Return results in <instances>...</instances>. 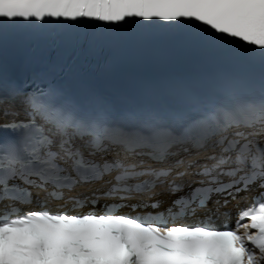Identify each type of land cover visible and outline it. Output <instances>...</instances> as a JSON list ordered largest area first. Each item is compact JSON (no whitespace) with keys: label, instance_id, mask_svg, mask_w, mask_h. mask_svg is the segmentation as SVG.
Wrapping results in <instances>:
<instances>
[{"label":"snow or ice","instance_id":"obj_1","mask_svg":"<svg viewBox=\"0 0 264 264\" xmlns=\"http://www.w3.org/2000/svg\"><path fill=\"white\" fill-rule=\"evenodd\" d=\"M46 18L189 20L264 56V0H0V19ZM13 97L28 119L0 124L18 132L0 141V264H264V193L258 206L241 211L234 229L158 226L123 214H20L16 207L32 202L30 188L61 199L63 190L104 181L106 196L123 193L127 200L162 184L176 195L185 188L176 179L190 177L191 190L173 207L193 215L217 211L208 207L213 195L264 189V95L226 101L179 131L153 121L125 128L77 117L44 92L13 90ZM6 103L0 97V116H18ZM13 180L25 187H9ZM245 219L257 230L247 244L238 235L249 227Z\"/></svg>","mask_w":264,"mask_h":264},{"label":"bare ground","instance_id":"obj_2","mask_svg":"<svg viewBox=\"0 0 264 264\" xmlns=\"http://www.w3.org/2000/svg\"><path fill=\"white\" fill-rule=\"evenodd\" d=\"M256 187L257 186H254V188H256ZM252 190H253V187L250 188V190L247 192V195H249ZM244 194H246V193H243L242 195L244 196ZM159 195H160V197L157 201L161 204H162V199L170 197V194L167 192H161V193H159ZM239 198H240V195H237L236 199L239 200Z\"/></svg>","mask_w":264,"mask_h":264},{"label":"rangeland","instance_id":"obj_3","mask_svg":"<svg viewBox=\"0 0 264 264\" xmlns=\"http://www.w3.org/2000/svg\"><path fill=\"white\" fill-rule=\"evenodd\" d=\"M252 193H254V191H253V192H251V194H252Z\"/></svg>","mask_w":264,"mask_h":264}]
</instances>
